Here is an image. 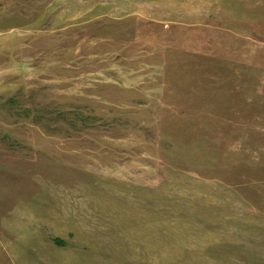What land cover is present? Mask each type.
Masks as SVG:
<instances>
[{"label":"rangeland","instance_id":"rangeland-1","mask_svg":"<svg viewBox=\"0 0 264 264\" xmlns=\"http://www.w3.org/2000/svg\"><path fill=\"white\" fill-rule=\"evenodd\" d=\"M0 264H264V0H0Z\"/></svg>","mask_w":264,"mask_h":264}]
</instances>
